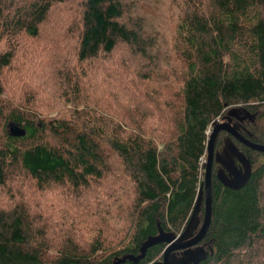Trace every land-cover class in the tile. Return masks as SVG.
<instances>
[{"label": "trees", "instance_id": "1", "mask_svg": "<svg viewBox=\"0 0 264 264\" xmlns=\"http://www.w3.org/2000/svg\"><path fill=\"white\" fill-rule=\"evenodd\" d=\"M70 1L0 0V39L7 42L0 50V187L21 175L36 189L35 198L28 196L38 201L24 211L16 202L23 193L5 188L0 264H114L137 256L159 228L173 235L184 229L203 183L206 132L216 119L230 108L245 111L247 139L264 145V0H167L171 17L154 6L140 12L134 0H80L71 59L64 48L59 55L38 40L49 26L58 35L59 8H70ZM23 38L42 55L18 70ZM173 42L176 67L163 53ZM119 46L141 60L128 81L140 93L152 85L167 124L148 121L142 102H125L126 121L115 123L106 118L112 113L103 117L88 103L104 97L108 76L99 70L114 71L110 60ZM49 64L59 66L56 84L66 89L62 97L73 105L72 115L33 120L34 80ZM6 72L14 78L3 82ZM43 80L54 83L50 76ZM173 101H179L176 113ZM9 122L24 128L25 136L9 137ZM236 145L252 173L232 191L213 168L211 220L201 244L209 254L200 264H264V153ZM203 214L204 202L200 223ZM164 247L152 246L137 264L159 260Z\"/></svg>", "mask_w": 264, "mask_h": 264}, {"label": "rangeland", "instance_id": "2", "mask_svg": "<svg viewBox=\"0 0 264 264\" xmlns=\"http://www.w3.org/2000/svg\"><path fill=\"white\" fill-rule=\"evenodd\" d=\"M133 0H127V2L130 4ZM172 0H169L168 3H171ZM71 7L69 8L68 4L62 5L59 8L58 12V21L57 22V32L58 35L53 31L52 26H45L44 28H47L46 35L43 33L41 36L38 38V40L42 41V45L48 47V51H56L59 52V55H61L63 52L60 50V48H64L66 51V54L69 55L71 53V57L73 56V52L69 49L72 45V36L71 31L74 28V23L72 20L76 17V13L79 10V5H80V0H71L70 1ZM135 6L139 8L140 12L144 11L146 8H153L157 7V12L162 14V13H167L165 10V7H169L167 5V0H134L132 3V6ZM129 6V7H132ZM171 6V4H170ZM143 9V10H141ZM171 7L168 11V15L171 17ZM174 10V9H173ZM151 12V11H150ZM156 13V11H154ZM152 12V13H154ZM57 14V13H56ZM175 16V14H174ZM171 20V19H170ZM64 29H62V26ZM43 28V30H44ZM172 32V31H171ZM170 32V34H171ZM169 34V36H170ZM162 37L165 38L164 35H161ZM23 41H25V38H23ZM22 41V42H23ZM7 45V42L5 39H0V50L4 49L5 46ZM176 42H173L170 44H167V47L164 49V56H166V59H170L173 62L171 65L176 67L177 63H175V55L174 52L170 50L172 47L175 48ZM25 46L26 48L21 51L20 59L15 67V69H20L21 66L26 65H32V63H29L30 61L33 60H40L42 53L38 50V47L31 42L25 41ZM37 47V49H36ZM163 49V48H162ZM176 49V48H175ZM69 59V60H70ZM67 60V61H69ZM111 63L114 64V71L110 70L109 73L106 72V69H101L99 72L102 73V76H108V78L105 81V84L103 86L104 88V97L103 98H92L88 99V103L94 104L95 105V112L99 110V115L106 117L109 116L112 113V116L106 117L108 120H112L114 123L116 121H121L125 122L126 121V116L127 110L125 102L130 101L131 103L135 102H142L144 109V115L147 116L148 121L151 119L153 120L152 122L158 123L160 125H165L167 124V111L164 108V105L162 103H157L156 97L154 96V92L152 89V85L148 84V92L146 93H140L134 85L129 83V78L137 71H140V63L141 60L130 54L128 49L124 46H119L116 52L113 55V58H111ZM124 64H127V66H124ZM180 67V66H179ZM59 69V66H55L53 64L49 65H43L39 71L40 73L37 74L36 78L38 80L36 81L35 86V96L31 100V108L35 109V114L37 116V119L33 120H53L56 118L57 115H62L65 114L67 116L72 115V104L67 103L66 98L62 97L64 93H66V89L63 91L59 89V85L56 84L57 82H60V78L57 75V70ZM165 69L164 65H161L159 72H165L163 71ZM96 72V71H95ZM156 72V69H155ZM157 72V73H159ZM52 77L54 78V83L51 82H46L43 80V78L46 77ZM2 77L3 82L4 78H8L7 80H11L14 78L13 72H6ZM174 78V77H172ZM176 79V78H175ZM177 80V79H176ZM174 84L176 85V82L173 81ZM10 84V83H9ZM16 88V86H15ZM15 88L13 90H10L9 93H15ZM175 86L172 87V90H176ZM128 91V92H127ZM156 94L159 93V90L155 92ZM177 93V92H176ZM61 94V97H59ZM8 96V95H7ZM12 94L9 95L8 98H10ZM6 97V94L3 95V98ZM147 97H150L153 101H148ZM157 99H161V97H157ZM102 100V101H101ZM7 102V101H5ZM14 103L15 101H11ZM174 102V107H173V113H176V108L179 106V101H173ZM29 103V104H30ZM98 106V107H97ZM130 106L128 105V108ZM125 109V110H124ZM239 109V108H238ZM29 110V111H30ZM118 111V116L119 119L117 118V112ZM241 110V109H240ZM243 111V110H242ZM76 113H80L78 110ZM151 119H149V118ZM211 130H208L206 134L209 136ZM31 181L29 182L28 180H25L21 175H16L15 177H12L5 185L4 187H0V208H4L8 206L9 202L6 203L5 199L7 194L5 193L6 191L5 188L8 187L13 194L22 192L23 195L21 199L16 200L18 204H20V208L25 211V209L30 212L35 206V203H38V201L30 199L28 194L32 197L35 198L34 191L36 190L35 188H32V185H30ZM36 192V191H35ZM38 195V193H37ZM42 195V194H41ZM58 194L54 196L56 200H58ZM13 196H11L12 199ZM40 199V195H38V198ZM28 202V203H26ZM32 200V201H31ZM34 201V202H33ZM41 204L46 205V202L44 200H39ZM12 203V202H11ZM77 203V202H76ZM76 210L78 207H74ZM68 213L70 214V211L68 210ZM71 215V214H70Z\"/></svg>", "mask_w": 264, "mask_h": 264}, {"label": "water", "instance_id": "3", "mask_svg": "<svg viewBox=\"0 0 264 264\" xmlns=\"http://www.w3.org/2000/svg\"><path fill=\"white\" fill-rule=\"evenodd\" d=\"M242 110L238 108H230L227 113L226 122H219L216 119L211 125V132L206 146V158L204 166L203 183L200 185L196 203L192 214L190 215L184 229L178 235H173L158 229V234L154 237H149L140 247L137 256L126 255L118 259L114 264H123L126 261L137 264L142 260L146 251L154 245L163 244L164 250L159 260L151 264H200L207 259L208 251L203 245H198L204 239L211 220V180H212V165L217 163L220 168L215 173L217 181L227 189L232 191L240 190L245 183L250 179L252 173V164L250 160L236 147L231 137L236 142L244 147L264 153V145L256 144L245 138L238 130L237 126L231 125L230 117L234 113H240ZM242 115L246 118L249 115L242 111ZM239 117L243 120L244 117ZM7 134L12 138H20L25 135L23 129L14 122L7 124ZM244 129V128H243ZM220 132H225L229 135L224 143L222 152L215 153V140ZM236 163L240 166L237 167ZM204 202V214L202 222L197 218L200 210V205ZM200 224V227L198 228ZM197 230L196 233H194ZM182 251L180 256L175 253Z\"/></svg>", "mask_w": 264, "mask_h": 264}, {"label": "flooded vegetation", "instance_id": "4", "mask_svg": "<svg viewBox=\"0 0 264 264\" xmlns=\"http://www.w3.org/2000/svg\"><path fill=\"white\" fill-rule=\"evenodd\" d=\"M227 113H228V111H226L220 118H218V120H219V122H226V121H228V119H227ZM242 111L240 112V113H234V116H231L230 117V123H231V125H236L237 126V128H238V130H239V132L245 137V138H247L246 137V135H245V133H244V127H243V122L246 120V119H249L250 117H244V119L243 120H239V117H241L242 118ZM223 138H222V146H221V148L219 149V150H216V149H214V152L216 153H220V152H222V149H223V146H224V143L226 142V140L228 139V137H229V135L227 134V133H225V132H223ZM231 140L235 143V145H236V140L234 139V138H232L231 137ZM240 145V144H239ZM236 147L238 148V146L236 145ZM236 165H237V167L238 168H240V166L236 163ZM212 168H215V173H216V171L218 170V168H220V166L217 164V163H213V165H212ZM200 227V224H199V226H198V228ZM203 241V240H202ZM202 244V242L200 243V244H198V245H201ZM182 251H178V252H176L175 253V255L176 256H180V253H181Z\"/></svg>", "mask_w": 264, "mask_h": 264}, {"label": "bare ground", "instance_id": "5", "mask_svg": "<svg viewBox=\"0 0 264 264\" xmlns=\"http://www.w3.org/2000/svg\"><path fill=\"white\" fill-rule=\"evenodd\" d=\"M18 124V123H17ZM19 125V124H18ZM19 128H21V129H23L24 130V132H25V134H26V131H25V129L24 128H22L20 125H19ZM25 136V135H24ZM23 136V137H24Z\"/></svg>", "mask_w": 264, "mask_h": 264}]
</instances>
